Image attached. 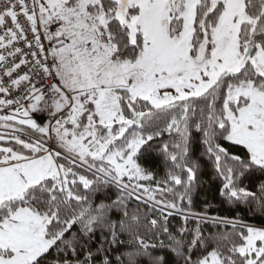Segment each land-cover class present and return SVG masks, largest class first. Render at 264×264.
<instances>
[{
	"label": "snow or ice",
	"instance_id": "obj_1",
	"mask_svg": "<svg viewBox=\"0 0 264 264\" xmlns=\"http://www.w3.org/2000/svg\"><path fill=\"white\" fill-rule=\"evenodd\" d=\"M0 50V264H168L157 247L174 264H264V227L191 211L205 160L223 198L264 209V180L245 183L264 177V0H0ZM132 199L163 226L141 234ZM208 220L231 231L204 236ZM122 235L138 247L116 252Z\"/></svg>",
	"mask_w": 264,
	"mask_h": 264
},
{
	"label": "trees",
	"instance_id": "obj_2",
	"mask_svg": "<svg viewBox=\"0 0 264 264\" xmlns=\"http://www.w3.org/2000/svg\"><path fill=\"white\" fill-rule=\"evenodd\" d=\"M26 129V127H25ZM37 135L35 131H33ZM198 138V137H197ZM167 139V136L165 137ZM202 147L199 143L194 145L193 158L199 157L202 152ZM142 166L154 172L157 179H161L165 176V168L161 164V158L156 156L155 153H149L145 155L140 161ZM264 180L259 173H257L251 179L245 181L250 190L256 191V185ZM221 186V181L219 178H214L212 166L210 163H207L206 160L202 164V171L198 176V186L195 189L193 195V203L191 205V211L195 213H207L209 217H229V218H239L244 223L254 225L257 227H264V209H261L256 205L255 202L252 204H234L227 201L220 195L219 189ZM117 191L114 188H110L106 193H98L96 196V202L101 201L105 203H110L117 196ZM128 210L130 214L132 212L138 211L141 216V234L145 231L151 232V226L148 224V220L151 218H156L159 221V226H163L164 220L162 215L159 212L153 211L147 204L138 202L135 199L128 201ZM185 210H188V206L185 203ZM112 219L118 220L119 213H113ZM167 225L170 231L179 236L178 229L185 226V222L180 214H173L168 216ZM159 226L156 230H159ZM189 229H195L197 227V221L195 219H190L186 225ZM200 229L204 236H208L210 233L219 232V231H231V226H223L219 224H214L211 220L200 223ZM77 229L74 228L73 231ZM121 240L125 241L123 245H120L116 252L123 253L128 251H134L138 245L129 244V237L127 235H122ZM164 239V244L167 245L169 241L166 237ZM188 239H191V235H188ZM99 243V233H97L96 243L93 244V249ZM158 243V242H157ZM114 252L112 258L116 254ZM148 252L151 257H157L164 255L168 264H174V257L167 248H149ZM199 253L196 252L193 255L195 256ZM54 258V257H53ZM123 264H129L128 260L125 258ZM136 264H150V257L148 255H142L136 258Z\"/></svg>",
	"mask_w": 264,
	"mask_h": 264
},
{
	"label": "crops",
	"instance_id": "obj_3",
	"mask_svg": "<svg viewBox=\"0 0 264 264\" xmlns=\"http://www.w3.org/2000/svg\"><path fill=\"white\" fill-rule=\"evenodd\" d=\"M32 114H36V116H38V117H43V116L46 117V122L42 125L47 124L51 120V117L49 116V114L47 112H36V113H32ZM32 118L36 119L34 116H32ZM37 122L39 123L38 120H37ZM25 127H26L25 134H22V138H27V137L38 138L39 137L38 133L36 135L35 133H33V130L27 128V126H25ZM50 143H52L54 145V141H51Z\"/></svg>",
	"mask_w": 264,
	"mask_h": 264
},
{
	"label": "built area",
	"instance_id": "obj_4",
	"mask_svg": "<svg viewBox=\"0 0 264 264\" xmlns=\"http://www.w3.org/2000/svg\"><path fill=\"white\" fill-rule=\"evenodd\" d=\"M45 44L47 46V42L45 41ZM21 47H23V45H21ZM0 51H3V50H0ZM25 51H27V49L25 48ZM5 55H7V53H4ZM11 59V58H10ZM20 73L22 74L23 72L27 71V68L25 67H21V69L19 70ZM51 81H47V80H43L41 81V83H50ZM39 86V85H38ZM0 114H4L3 112H0ZM32 116H34L38 121H39V124H44L46 122V117L43 116V117H38L36 116V114H32Z\"/></svg>",
	"mask_w": 264,
	"mask_h": 264
},
{
	"label": "rangeland",
	"instance_id": "obj_5",
	"mask_svg": "<svg viewBox=\"0 0 264 264\" xmlns=\"http://www.w3.org/2000/svg\"><path fill=\"white\" fill-rule=\"evenodd\" d=\"M4 130L3 129H0V132H3ZM0 145H4V142L0 141ZM4 146H7V145H4Z\"/></svg>",
	"mask_w": 264,
	"mask_h": 264
}]
</instances>
